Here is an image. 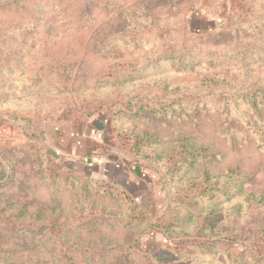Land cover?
Here are the masks:
<instances>
[{
	"label": "rangeland",
	"instance_id": "rangeland-1",
	"mask_svg": "<svg viewBox=\"0 0 264 264\" xmlns=\"http://www.w3.org/2000/svg\"><path fill=\"white\" fill-rule=\"evenodd\" d=\"M0 264H264V0H0Z\"/></svg>",
	"mask_w": 264,
	"mask_h": 264
},
{
	"label": "crops",
	"instance_id": "crops-1",
	"mask_svg": "<svg viewBox=\"0 0 264 264\" xmlns=\"http://www.w3.org/2000/svg\"><path fill=\"white\" fill-rule=\"evenodd\" d=\"M74 146H75V145H74ZM74 146H73V147H74ZM78 146H79V145H78ZM81 148H82V147H78V148H77V147H74V148H72V149H73L75 152H78ZM72 149H71V150H72Z\"/></svg>",
	"mask_w": 264,
	"mask_h": 264
}]
</instances>
